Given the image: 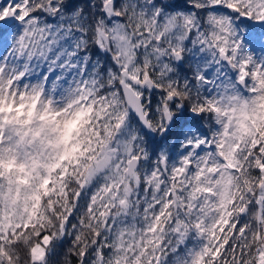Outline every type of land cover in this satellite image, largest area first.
<instances>
[{
    "label": "snow or ice",
    "instance_id": "obj_1",
    "mask_svg": "<svg viewBox=\"0 0 264 264\" xmlns=\"http://www.w3.org/2000/svg\"><path fill=\"white\" fill-rule=\"evenodd\" d=\"M0 264H264V0H0Z\"/></svg>",
    "mask_w": 264,
    "mask_h": 264
}]
</instances>
